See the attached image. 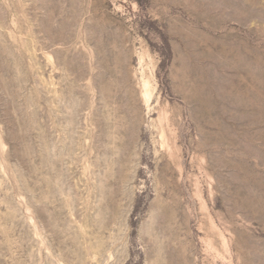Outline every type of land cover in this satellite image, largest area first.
I'll list each match as a JSON object with an SVG mask.
<instances>
[{"label":"rangeland","instance_id":"obj_1","mask_svg":"<svg viewBox=\"0 0 264 264\" xmlns=\"http://www.w3.org/2000/svg\"><path fill=\"white\" fill-rule=\"evenodd\" d=\"M0 264H264V0H0Z\"/></svg>","mask_w":264,"mask_h":264}]
</instances>
